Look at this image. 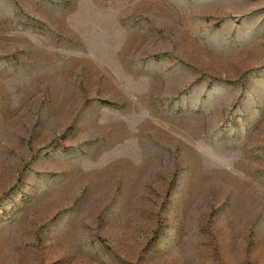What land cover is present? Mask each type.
<instances>
[{
	"label": "rangeland",
	"instance_id": "374dc122",
	"mask_svg": "<svg viewBox=\"0 0 264 264\" xmlns=\"http://www.w3.org/2000/svg\"><path fill=\"white\" fill-rule=\"evenodd\" d=\"M0 264H264V0H0Z\"/></svg>",
	"mask_w": 264,
	"mask_h": 264
}]
</instances>
